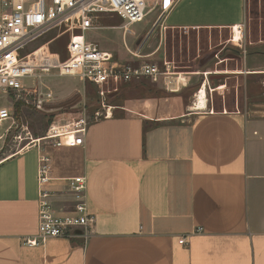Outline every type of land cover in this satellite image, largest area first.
<instances>
[{
	"label": "crops",
	"instance_id": "0c3cea01",
	"mask_svg": "<svg viewBox=\"0 0 264 264\" xmlns=\"http://www.w3.org/2000/svg\"><path fill=\"white\" fill-rule=\"evenodd\" d=\"M246 1L148 0L145 19L158 13L141 34L116 13L98 16V27L87 32L124 26L133 33L128 44L124 31V55L85 33L114 62L162 65L168 32L174 31L187 39L195 31L192 61H210L201 71L183 72L175 92L163 79H144L106 86L101 97L99 85L67 77V100H78H69L77 115L68 122L96 111L108 110L109 116L90 123L81 146L42 143L0 157V264H264V39L248 45L233 40L235 27L244 38ZM55 30L49 44L64 34L69 41V33ZM201 31L209 32L204 53ZM248 46L258 55L251 64L243 62ZM220 47L235 49L236 69L211 70ZM230 75L244 80V110H216L208 101L203 108L193 105L205 82L207 92L211 83L218 85L212 91L223 90ZM54 102L66 101L54 95ZM41 151L52 158L50 188L59 214L75 204L67 179L87 178V207L95 217L88 236L85 228H75L70 237L23 244L38 234Z\"/></svg>",
	"mask_w": 264,
	"mask_h": 264
},
{
	"label": "built area",
	"instance_id": "2783aa9c",
	"mask_svg": "<svg viewBox=\"0 0 264 264\" xmlns=\"http://www.w3.org/2000/svg\"><path fill=\"white\" fill-rule=\"evenodd\" d=\"M0 5V91L13 95L17 100L21 98L23 105L39 111L46 109L54 100L53 91L42 90L37 83L29 84L26 80L52 73L99 85L101 97H105L109 90L106 86L144 79L153 82L163 79L170 92L180 89L183 72L175 71L171 61L164 60L162 65L138 66L117 63L113 61V55L102 50L98 43L86 40L85 33L98 27L96 20L103 13H116L129 25L142 22L149 12L148 0H0ZM57 28L70 35L66 57L50 51L48 42L27 51L28 45ZM125 29L131 32L127 27ZM239 30L241 37L235 41L237 43L243 40L242 28L239 27ZM173 78H177L176 89L170 88ZM107 116L108 110L105 113L96 111L92 117L83 115L66 124L52 125L39 138H34L28 131L25 136L21 135V144L26 141L21 149L40 148L42 143L53 147L81 146L90 123ZM5 122L9 123L6 128ZM14 126L11 108L0 107V141L10 135ZM52 170L50 154L41 151L38 164V234L23 239V244L30 247L38 246L50 237H70L75 228H85V236H88L95 223V217L87 207V178L84 176L67 179L68 190L75 199L72 212L59 214L55 211L52 201L54 192L50 188Z\"/></svg>",
	"mask_w": 264,
	"mask_h": 264
},
{
	"label": "rangeland",
	"instance_id": "374dc122",
	"mask_svg": "<svg viewBox=\"0 0 264 264\" xmlns=\"http://www.w3.org/2000/svg\"><path fill=\"white\" fill-rule=\"evenodd\" d=\"M246 17L244 22V44L248 45L250 42H255L260 39H264V0H247L246 1ZM2 13V8L0 5V14ZM158 11L155 10L149 14V16L145 19L144 22L136 23L132 25L130 28L136 33H143V31H147L149 25H151L153 19L156 17ZM125 27L118 28H105L98 31H90L87 32V37L90 40H94L100 43L102 46H107L113 48L115 51L119 52V54H125V48L123 45L124 42V31ZM126 32L127 42L131 44L133 40V33ZM57 31L53 30V32L48 33L42 38L32 42L27 46V51H31L36 48L38 45L47 42L49 40V35H56ZM213 40L216 42V32L212 33ZM226 36V33H223ZM197 34L195 31H191L188 34L189 39H187V33L182 31H174L168 32L167 38L169 40V44L167 46V58L169 61L173 63L175 66V71H181L185 74L189 72L203 70L206 65H208V61H210L209 57L197 59L194 62V56L196 54L195 51V39ZM209 36L208 31H201L199 33V37L201 38V50L206 51L207 39ZM68 34H64L58 39L53 40L50 44H48L47 48L52 51V46L58 47L63 57H66V44L68 43ZM126 39V38H125ZM189 41V43H188ZM53 46V47H54ZM200 46V45H199ZM236 47V46H232ZM249 47V46H248ZM134 48V47H132ZM234 48L217 49L218 57L214 58V61L209 64L211 70H224V69H236L238 63L233 59L236 51ZM250 48V47H249ZM221 50V52L219 51ZM252 50L254 48H250V53L248 58L244 59L243 62H248L251 64L252 60L257 58V54ZM249 51V49H248ZM53 52V51H52ZM57 52V51H56ZM58 52V53H60ZM220 52V53H219ZM204 53V52H203ZM225 60V62H222ZM68 77V76H67ZM61 77L56 73L52 74H43L42 77L36 79H27L26 82L29 84L37 83L38 86L42 90L51 89L57 98L60 97L63 101H66L64 104L56 105L55 102L53 104H49L44 111H39L32 106L23 105L20 100H17L13 95L8 96V94L0 91V107L6 106L11 108L13 111L15 118V126L13 131L7 136L6 139L0 141V157H5L17 150L21 149L22 144L20 142L21 135L25 136V133L28 131L31 132L34 138L42 137L46 134L48 129L52 125H60L66 124L72 117L74 118L76 110H70V106H67L69 103H73L72 101L77 97V95L69 100L67 97L70 95L69 89H67L68 84L71 82L69 78ZM203 77V76H202ZM228 80V88H224L223 90L212 91L216 88V84H210V90H208V103L215 107L216 110H220L222 108H228L229 110L232 108H237L239 106L240 109L244 110L247 105L245 90H244V80H238L233 75H230V78H226L224 80ZM257 81L258 79L255 78ZM226 81H224L225 83ZM78 84V83H77ZM113 87V85H112ZM111 87V88H112ZM209 89V88H208ZM226 94L223 95L222 92ZM197 92V91H195ZM195 93H193L194 95ZM194 98L192 97V103L194 102ZM78 100L76 98V103ZM66 105V106H64ZM70 105V104H69ZM194 105V104H193ZM62 107L61 109H57ZM65 121H62V120ZM67 121V122H66ZM9 125L8 122H5L4 128ZM3 128V129H4Z\"/></svg>",
	"mask_w": 264,
	"mask_h": 264
},
{
	"label": "bare ground",
	"instance_id": "6f19581e",
	"mask_svg": "<svg viewBox=\"0 0 264 264\" xmlns=\"http://www.w3.org/2000/svg\"><path fill=\"white\" fill-rule=\"evenodd\" d=\"M241 37V31L239 30V27L235 28V32H234V40L237 41L239 40ZM172 81V80H171ZM177 85L175 83H172L170 85V88L172 89H176ZM224 86L219 87V89L223 88ZM208 101V95H207V87H206V82L204 84L203 87H201L196 95H195V107H205V105L207 104Z\"/></svg>",
	"mask_w": 264,
	"mask_h": 264
},
{
	"label": "water",
	"instance_id": "95a60500",
	"mask_svg": "<svg viewBox=\"0 0 264 264\" xmlns=\"http://www.w3.org/2000/svg\"><path fill=\"white\" fill-rule=\"evenodd\" d=\"M221 76V75H220ZM220 76H211V78H218V77H220Z\"/></svg>",
	"mask_w": 264,
	"mask_h": 264
},
{
	"label": "trees",
	"instance_id": "16d2710c",
	"mask_svg": "<svg viewBox=\"0 0 264 264\" xmlns=\"http://www.w3.org/2000/svg\"><path fill=\"white\" fill-rule=\"evenodd\" d=\"M53 50H57L55 47L52 48Z\"/></svg>",
	"mask_w": 264,
	"mask_h": 264
}]
</instances>
